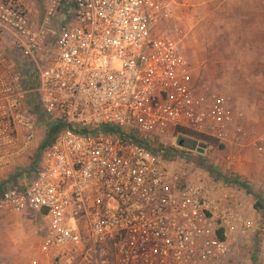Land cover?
Wrapping results in <instances>:
<instances>
[{
  "label": "built area",
  "instance_id": "1",
  "mask_svg": "<svg viewBox=\"0 0 264 264\" xmlns=\"http://www.w3.org/2000/svg\"><path fill=\"white\" fill-rule=\"evenodd\" d=\"M174 8L48 0L32 23L21 0H0L10 34L9 49L0 42V165L37 137V117L57 127L29 184L0 193V218H42L30 264H225L234 236L256 228L238 188L191 178L178 167L185 160L160 149L178 138H244L243 112L184 54ZM252 143L262 151L264 134Z\"/></svg>",
  "mask_w": 264,
  "mask_h": 264
},
{
  "label": "rangeland",
  "instance_id": "2",
  "mask_svg": "<svg viewBox=\"0 0 264 264\" xmlns=\"http://www.w3.org/2000/svg\"><path fill=\"white\" fill-rule=\"evenodd\" d=\"M174 1L176 23L183 30L181 45L184 54L206 85L218 88L244 110V138L240 146H224L202 137L197 139L203 143L193 138H178L171 139L160 149L163 153L169 152L174 159L185 160L186 164L183 166L181 161L178 167L190 171L191 178L211 180L216 186L234 185L238 188L242 200L251 203L246 206V213L255 217L256 228L248 235L234 236L232 251L225 264H261L264 260L261 246L264 213L254 207V203L257 198L264 202V148L258 151L252 142L257 135L264 134V99H261L260 91H251L256 98L259 97L253 102L247 100L244 103L238 96L236 82L240 52L237 3L241 0ZM34 3L35 10L30 14L35 13L41 20L48 0H35ZM62 18V13L58 11L52 17L53 26ZM250 78L254 81V77ZM251 85L258 90L255 84ZM47 137L48 131L39 146L41 142L44 146ZM42 147L36 152L39 153ZM233 179L242 182L245 187L234 183ZM42 225L40 215L31 210L7 212L2 216L0 264H30L31 258L38 253Z\"/></svg>",
  "mask_w": 264,
  "mask_h": 264
},
{
  "label": "crops",
  "instance_id": "3",
  "mask_svg": "<svg viewBox=\"0 0 264 264\" xmlns=\"http://www.w3.org/2000/svg\"><path fill=\"white\" fill-rule=\"evenodd\" d=\"M34 1L35 0H21L29 14L31 11L33 12V10H35ZM30 18L32 23L40 22L35 13L32 15L30 14ZM237 24L238 48L240 53L238 54L237 60L239 69L236 83L237 90L241 92V94L238 92V96L244 103L247 100L253 102L259 99V97L256 98L251 91H260V96H262L261 99H264V0H241L238 2ZM9 39L10 34L0 30V42L6 46L9 44ZM7 48L9 49L10 46ZM251 76L254 77V81H251ZM251 84H255L258 90H255V87L253 88ZM252 104L250 106L253 107ZM238 107L240 108V106ZM240 110L242 111L241 108ZM242 112L244 113V110ZM36 122L37 137L30 146L23 153L14 156L7 164L0 165V193L6 186L29 184L31 177L30 168L39 155V153L36 152L37 149L39 150V148L42 147V142L40 146L39 142L48 131V128L42 124L39 117H37ZM46 142H48V140H45V143ZM232 181L234 182V180ZM231 187L237 188L234 185ZM248 202V200L243 199L241 203L245 212L246 206L251 204ZM261 264H264V260Z\"/></svg>",
  "mask_w": 264,
  "mask_h": 264
},
{
  "label": "trees",
  "instance_id": "4",
  "mask_svg": "<svg viewBox=\"0 0 264 264\" xmlns=\"http://www.w3.org/2000/svg\"><path fill=\"white\" fill-rule=\"evenodd\" d=\"M56 128H57V127H56ZM56 128H55V127H52V128L50 129V131L48 130V137H47V140H50V139H51L52 135H53L54 132L56 131ZM106 129H107V131H111V130H113L112 128H106ZM203 137H204V136H203ZM204 138H205V139H208V140H212V141H214L212 138H208V137H204ZM162 152H163V151H162ZM174 153H175V152H174ZM165 155H166V157H169V154L165 153ZM233 180H234L235 183H239L240 186L245 187V185H244L242 182H239V181H237V180H235V179H233ZM254 207L261 209V210L263 211V213H264V202H262L260 199L257 198V200H256L255 203H254Z\"/></svg>",
  "mask_w": 264,
  "mask_h": 264
},
{
  "label": "water",
  "instance_id": "5",
  "mask_svg": "<svg viewBox=\"0 0 264 264\" xmlns=\"http://www.w3.org/2000/svg\"><path fill=\"white\" fill-rule=\"evenodd\" d=\"M181 141V140H180Z\"/></svg>",
  "mask_w": 264,
  "mask_h": 264
}]
</instances>
